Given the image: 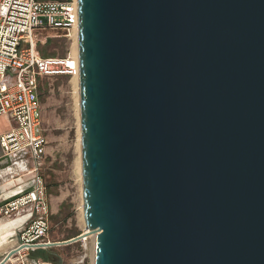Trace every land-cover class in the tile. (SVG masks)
<instances>
[{
    "label": "water",
    "instance_id": "water-1",
    "mask_svg": "<svg viewBox=\"0 0 264 264\" xmlns=\"http://www.w3.org/2000/svg\"><path fill=\"white\" fill-rule=\"evenodd\" d=\"M77 2L86 230L49 247L264 264V0Z\"/></svg>",
    "mask_w": 264,
    "mask_h": 264
},
{
    "label": "built area",
    "instance_id": "built-area-1",
    "mask_svg": "<svg viewBox=\"0 0 264 264\" xmlns=\"http://www.w3.org/2000/svg\"><path fill=\"white\" fill-rule=\"evenodd\" d=\"M78 24L77 0H0V115L14 121L13 128L0 137L2 157L12 158L15 164L31 163L22 175L27 189L0 204V216L21 211L29 215L16 253L3 264H33L30 252L49 248L52 242V206L43 173L50 140L39 87L45 78L76 76L80 63L72 51L66 56H44L39 44L51 31L70 37Z\"/></svg>",
    "mask_w": 264,
    "mask_h": 264
},
{
    "label": "rangeland",
    "instance_id": "rangeland-1",
    "mask_svg": "<svg viewBox=\"0 0 264 264\" xmlns=\"http://www.w3.org/2000/svg\"><path fill=\"white\" fill-rule=\"evenodd\" d=\"M61 32L46 34L39 50L44 56L75 53V40ZM76 39V37H75ZM74 42V43H73ZM76 76L61 75L40 82L43 117L50 140L49 158L43 169L52 204V239L75 236L86 229L82 191L80 87ZM93 239L59 249L66 264H94ZM74 259V260H73Z\"/></svg>",
    "mask_w": 264,
    "mask_h": 264
},
{
    "label": "crops",
    "instance_id": "crops-1",
    "mask_svg": "<svg viewBox=\"0 0 264 264\" xmlns=\"http://www.w3.org/2000/svg\"><path fill=\"white\" fill-rule=\"evenodd\" d=\"M14 126V121L7 115H0V137L9 132ZM2 147L0 142V204L19 197L27 189V184L23 181L24 167H31L30 162L15 164L12 158L2 157ZM52 206V204H51ZM29 215L24 211L15 213L12 216H0V264L8 253L19 247L20 232ZM51 237V235H50ZM73 236L63 239H52V242L64 241ZM80 242V241H79ZM77 243V242H75ZM73 244V243H72ZM70 245V244H69ZM69 245H58L49 248L32 250L29 259L33 264H66V256L59 252V249ZM74 260V259H73Z\"/></svg>",
    "mask_w": 264,
    "mask_h": 264
},
{
    "label": "bare ground",
    "instance_id": "bare-ground-1",
    "mask_svg": "<svg viewBox=\"0 0 264 264\" xmlns=\"http://www.w3.org/2000/svg\"><path fill=\"white\" fill-rule=\"evenodd\" d=\"M70 37L72 39H74L76 42H75V53L74 51H72V53L76 56H79V49H78V28L75 29V31L70 35ZM76 37V39H75ZM74 43V42H73ZM80 74V73H79ZM79 74L76 75V79L78 80L79 82ZM80 87V86H79ZM86 230V229H85ZM88 237H92L93 239V251H94V264H95V243H96V234H93V235H90ZM88 237H85L84 239L86 240Z\"/></svg>",
    "mask_w": 264,
    "mask_h": 264
},
{
    "label": "trees",
    "instance_id": "trees-1",
    "mask_svg": "<svg viewBox=\"0 0 264 264\" xmlns=\"http://www.w3.org/2000/svg\"><path fill=\"white\" fill-rule=\"evenodd\" d=\"M60 1H63V0H60Z\"/></svg>",
    "mask_w": 264,
    "mask_h": 264
}]
</instances>
